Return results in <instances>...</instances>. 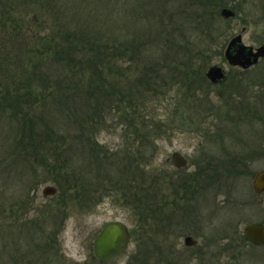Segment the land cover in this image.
Wrapping results in <instances>:
<instances>
[{"label":"rangeland","instance_id":"obj_1","mask_svg":"<svg viewBox=\"0 0 264 264\" xmlns=\"http://www.w3.org/2000/svg\"><path fill=\"white\" fill-rule=\"evenodd\" d=\"M74 1L64 17L49 0H0L5 20L19 26L18 35L0 26V82L23 83L25 56H33V67L53 62L22 90L28 112L22 105L0 110V264H228L221 252L227 233L264 221V191L252 188L264 170V145L254 143L264 140L241 127L233 102L217 96L240 86L209 88L204 73L219 65L239 76L223 53L244 14L223 22L215 6L206 10L196 0ZM250 1L252 18L260 7ZM116 16L131 22L143 62L122 60L119 49L85 53L84 41L73 38L85 62L58 63L68 40L61 30L83 29L95 49L98 42L118 46L115 37L128 30ZM255 31L264 34V25L248 27L244 44L264 40ZM79 89L92 97L72 99ZM22 121L36 123L30 140ZM175 152L185 169L172 164ZM194 179L200 187L192 191ZM46 187L55 193L44 196ZM113 221L129 230L128 246L99 262L93 239ZM189 235L194 248L184 246Z\"/></svg>","mask_w":264,"mask_h":264},{"label":"flooded vegetation","instance_id":"obj_2","mask_svg":"<svg viewBox=\"0 0 264 264\" xmlns=\"http://www.w3.org/2000/svg\"><path fill=\"white\" fill-rule=\"evenodd\" d=\"M197 4L203 3L204 8L207 10L210 7H216V15L218 18L222 19L223 22H230L234 19H239L240 14H244V22L241 32L232 36L231 40L235 37H240L241 43L245 48H249L251 55H255V61L246 66L227 65L233 68H238V75L235 77H229L222 66L213 65L208 67L207 71L204 73V81L207 82L209 88L221 85L224 90H229V85H239L240 93H230L222 94V91H218V98L223 99L226 103L233 102V105L229 106V109H235L238 107V112L240 113L241 127L245 128L247 131L262 132V137L259 140H264V40L257 42V45H246L242 41V33L248 30V27H254L258 24L264 25V0H257L258 11L256 14L250 18L248 12L245 10L246 4L250 3V0H196ZM228 11L231 14L225 16L222 11ZM209 11H207L208 13ZM212 16V15H211ZM232 34L230 33L229 36ZM256 37L263 36V33L253 32ZM230 42V41H229ZM228 42V43H229ZM227 43V45H228ZM226 45V48H227ZM225 48V50H226ZM224 50V52H225ZM224 56V53H223ZM253 59V56H252ZM226 61V59H224ZM219 68L222 77L216 81H212L207 77V72L210 68ZM227 87V88H226ZM226 88V89H225ZM228 104H226V108ZM252 145V144H251ZM254 145H264V142L258 141ZM187 167V165H186ZM185 167V168H186ZM183 168V169H185ZM187 182L191 181L190 178L186 179ZM189 180V181H188ZM193 181V180H192ZM253 181V180H252ZM188 185V186H186ZM193 185V184H192ZM191 185V187H192ZM182 192L187 191L189 184H182L180 186ZM253 188V186H252ZM198 189V184L194 183L192 191ZM264 191V190H263ZM262 191V193H263ZM254 192V190H253ZM255 193V192H254ZM261 193V194H262ZM255 195H260L256 194ZM199 217V216H198ZM200 220H198L199 222ZM250 225L261 226L264 230V221L262 222H251L247 223L243 230L239 232L234 230L233 235H228L224 238L227 242L223 243L224 248L221 251L225 254L228 264H264V240L261 244L253 242L246 233V228ZM200 229V228H199ZM189 237L191 239V245H185V238ZM184 246L189 248H194L197 245V240L193 239L192 236H185L183 238ZM218 260V259H217ZM219 264V263H217Z\"/></svg>","mask_w":264,"mask_h":264},{"label":"trees","instance_id":"obj_3","mask_svg":"<svg viewBox=\"0 0 264 264\" xmlns=\"http://www.w3.org/2000/svg\"><path fill=\"white\" fill-rule=\"evenodd\" d=\"M48 1V0H47ZM50 2H48L49 5H52L48 7H50L49 9L54 11L55 13L58 14V16H67L68 15V11L71 9L72 7H75V2L74 0H49ZM194 1V0H192ZM126 2V0H125ZM194 3H196V1H194ZM34 4V2H32V5ZM126 4V3H125ZM197 4V3H196ZM131 10V4L129 7H124V10L122 12V14L126 15L127 11ZM131 13V11H129ZM6 12L1 11L0 13V26L2 28H6V30L10 35H12V33H10V30L14 32L15 35H18V33H16L15 30H19V26L17 24L12 25V22L9 20H5L4 17H6ZM129 14H127L128 16ZM131 16V15H130ZM118 17L116 16V18L114 17V20H119V23L123 22L125 24V28L126 31L128 30V33H126V35L124 34L123 36H118L115 37L114 42H118L120 47L115 46L113 48H107L105 47L106 45H104L105 43L101 42V43H95L101 46L95 49L94 43H91L90 41V36L86 34L85 31H82L83 29H72L70 31L68 30H64L66 33H62L63 30H61V34H68V40H63L62 41V46L61 48L63 49V52H59L62 56H58L59 60L58 63H60L61 61L67 62V64H71L73 65L76 62H85V60L83 59V57L80 55V50L76 49V46H71L70 44V39L73 40V38H79L78 40L75 39V41H84V51L85 53H99L101 55V52H104V50H108L109 52H112L114 50V52H116L118 49L119 50H123L122 53L119 55L122 60H128V62H131V59H134L135 57H137V59L139 61L143 60L141 59V54L143 52V48L144 45H142L143 43L141 42H136L135 41V37H133V34H131V22L127 20V18H124L123 16V20L122 17H120L119 19H117ZM121 20V21H120ZM73 20H67V23L69 24L68 26L72 25ZM122 25V24H121ZM85 30V29H84ZM146 33V32H145ZM143 34V33H142ZM119 37H121V39H118ZM9 38V37H8ZM13 38V37H11ZM144 36L141 38L143 39ZM102 41V40H101ZM12 43V41H11ZM24 43H22L23 46ZM12 46H17V45H12ZM22 46H21V53L23 52L24 54V50H26L27 47L23 46V50H22ZM50 48L46 47L43 52H50ZM102 50V51H101ZM25 56V55H24ZM93 56V55H92ZM105 57H111L114 58V56L109 55L107 53H104ZM33 57V56H32ZM32 57L31 56H25L24 58H22V72L24 73L22 77H25V80H23V83L16 81V82H10V83H2L0 82V110H18L19 109V105H22L23 108H25V110L30 109V105H28V103H25L26 101H22L23 98L26 97L27 94H25V92L23 93L22 90H26L28 87L31 86L30 82H28L29 78L30 80L33 79V77L38 75V78L42 79L44 77L43 73V68L45 67H49V64H53V62L49 59H45L43 64H41V66L39 67H33V62H32ZM30 58V59H29ZM23 60L27 61L28 63V67L31 66L30 70H32L33 73H28L25 71L24 67L26 68V65H23ZM67 67V66H66ZM29 69V68H28ZM20 77V78H22ZM27 92H29L27 90ZM82 97H92V95H88L85 93V90L83 89H79L78 92L73 95L71 98L75 99V98H82ZM71 111V110H70ZM25 114H27L25 112ZM36 126V123L31 122V123H27L26 121H22V126H23V130L26 132H28V136L29 137L27 140H30L32 138V132L34 131V126ZM14 153V151H13ZM13 157H15L14 160H16L17 158V154H14ZM199 179H194V183L198 184V187H200V183L198 182ZM202 180V179H201ZM185 182H187L185 180ZM192 182V181H191ZM193 183V184H194Z\"/></svg>","mask_w":264,"mask_h":264},{"label":"water","instance_id":"obj_4","mask_svg":"<svg viewBox=\"0 0 264 264\" xmlns=\"http://www.w3.org/2000/svg\"><path fill=\"white\" fill-rule=\"evenodd\" d=\"M222 13L225 16L231 13L224 10ZM249 48H245L240 37H235L227 45L224 52V58L230 65L246 66L255 61V55H251ZM253 56V59H252ZM207 77L216 81L222 77L220 69L212 67L207 72ZM171 162L177 169H183L187 165L186 159L179 153L171 155ZM253 190L256 194H261L264 190V170L257 172L252 181ZM55 193L52 187H46L43 190V195ZM247 236L255 243L261 244L264 240V230L261 226L250 225L246 228ZM129 232L125 225L120 222L113 221L104 224L92 242V253L96 260L100 262L112 261L119 257L127 248L129 243ZM185 245H191L189 237L184 240Z\"/></svg>","mask_w":264,"mask_h":264}]
</instances>
